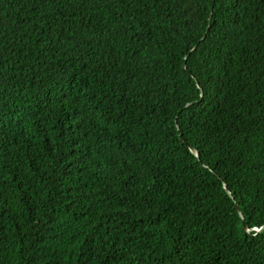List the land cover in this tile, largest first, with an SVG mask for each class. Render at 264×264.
I'll return each instance as SVG.
<instances>
[{"label": "trees", "instance_id": "obj_1", "mask_svg": "<svg viewBox=\"0 0 264 264\" xmlns=\"http://www.w3.org/2000/svg\"><path fill=\"white\" fill-rule=\"evenodd\" d=\"M0 264H264V0H0Z\"/></svg>", "mask_w": 264, "mask_h": 264}, {"label": "water", "instance_id": "obj_2", "mask_svg": "<svg viewBox=\"0 0 264 264\" xmlns=\"http://www.w3.org/2000/svg\"><path fill=\"white\" fill-rule=\"evenodd\" d=\"M192 151L199 157V159H200V154H199V152L196 150V149H194V148H192ZM228 192H229V190H227ZM240 211V213H241V210H239ZM242 215V214H241ZM243 216V215H242Z\"/></svg>", "mask_w": 264, "mask_h": 264}]
</instances>
